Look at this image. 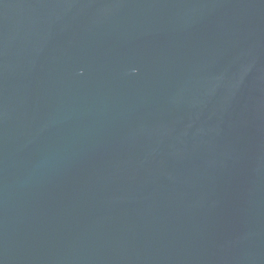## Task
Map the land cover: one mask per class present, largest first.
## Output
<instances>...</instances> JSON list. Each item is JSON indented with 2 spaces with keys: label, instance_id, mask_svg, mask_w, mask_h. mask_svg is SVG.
Returning a JSON list of instances; mask_svg holds the SVG:
<instances>
[{
  "label": "water",
  "instance_id": "1",
  "mask_svg": "<svg viewBox=\"0 0 264 264\" xmlns=\"http://www.w3.org/2000/svg\"><path fill=\"white\" fill-rule=\"evenodd\" d=\"M0 264H264V0H0Z\"/></svg>",
  "mask_w": 264,
  "mask_h": 264
}]
</instances>
